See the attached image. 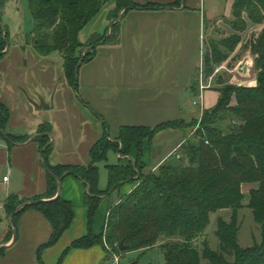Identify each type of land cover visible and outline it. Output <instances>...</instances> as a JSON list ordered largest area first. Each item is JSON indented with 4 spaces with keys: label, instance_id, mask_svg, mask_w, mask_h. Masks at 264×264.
Returning <instances> with one entry per match:
<instances>
[{
    "label": "trees",
    "instance_id": "16d2710c",
    "mask_svg": "<svg viewBox=\"0 0 264 264\" xmlns=\"http://www.w3.org/2000/svg\"><path fill=\"white\" fill-rule=\"evenodd\" d=\"M25 1L33 19V30L30 36L24 38V44L42 58L57 52L62 61L63 79L76 92L81 65L93 59L99 44L109 42V38L96 33L84 43L79 40L80 32L105 5L114 6L108 14V20L112 21L118 18L120 12L171 8L179 0L169 7L149 0L143 4L135 0ZM4 4L5 0H0V18ZM244 16L255 24L264 22V0H233L230 19L226 21L232 36L215 43H204L201 71L205 80L213 75L217 65L228 58L220 47L231 52L240 43V35L247 28ZM117 26L118 22L111 25L115 33ZM7 46L8 33L0 23V58L7 53ZM83 46H86V59L78 63V50ZM248 47L254 55L255 85H231L218 75L215 106L208 112L204 110L199 120L180 121L189 128L197 121L199 125L190 139L183 141L157 169V173L143 172V145L163 129L179 130L176 121L154 128L120 127L114 141H108L103 134L90 146L88 164L83 166L50 165L48 157L52 150L47 143L51 125L42 123L37 127L32 141L38 145L42 165L47 172L45 197H9L4 211L7 218L12 216L13 231L19 215L28 209L37 211L49 223V239L37 249L39 264H42V251L55 245L73 220L71 203L56 197L57 179L67 176L79 179L86 189L87 234L74 240L63 251L57 264H61L64 256L72 250L99 247L105 255L104 259L110 260L109 253H145L156 244H159L164 264H202V261L207 264H264V29L258 36L250 38ZM8 120L9 111L0 103V131L4 132ZM220 124L226 133L217 127ZM6 137L9 144L24 143L20 136L6 134ZM133 149L136 156L131 160ZM109 151L118 156V161L115 165L105 166L108 186L106 191H99L97 165L107 161ZM246 184H257V188L248 193L246 208L259 225L261 239L250 247H242L238 242L240 226L237 213L245 199L241 185ZM128 185L131 187L118 195L115 204H107L102 230L95 235L93 221L102 201L100 196L119 193L122 187ZM27 202L34 204L23 207L15 214L18 207ZM223 210L230 211V217L228 221L221 216L216 219L214 235L217 245L212 250L205 230L210 215ZM12 233L10 228L8 238ZM120 243L124 246L123 250L119 249Z\"/></svg>",
    "mask_w": 264,
    "mask_h": 264
},
{
    "label": "crops",
    "instance_id": "0c3cea01",
    "mask_svg": "<svg viewBox=\"0 0 264 264\" xmlns=\"http://www.w3.org/2000/svg\"><path fill=\"white\" fill-rule=\"evenodd\" d=\"M145 1L135 0L138 4ZM149 1L165 7L176 2ZM232 3L233 0H179L171 8L120 12L114 22L107 16L112 7L106 13L109 24L103 33L111 41L99 44L93 59L81 65L78 72V87L81 85L83 93L78 92L84 98L79 96L81 106L91 113L100 129L94 139L103 133L116 137L119 128L124 126L154 128L176 120L188 123L196 119L200 112L192 111L191 105H196L195 98L214 91L210 87L217 74L215 71L206 79L207 83L203 81L202 49L208 41L206 36L214 23L230 17ZM116 22L115 33L111 25ZM12 65L9 58H0V103L9 111L5 133L28 134L31 138L35 134L27 129L33 124L32 117L41 112L45 116L52 115L57 110L65 113L66 106L60 99L56 101V86L46 88V80L34 73L30 76L17 71ZM248 84L252 86L253 82ZM49 124L53 149L48 162L54 166L56 155L73 151L62 149L54 122ZM39 125L36 124L34 131ZM110 129L113 136H109ZM183 134L178 129H163L144 143L142 162L147 173L155 172L178 149L185 141ZM159 141L163 143L160 146ZM135 156L133 149L130 158ZM84 164H88V158ZM46 185L47 172L37 143L27 140L22 144H9L0 137V264H39L37 249L49 239V223L37 211L25 210L16 220L14 236L8 238L9 218L4 204L9 197H45ZM85 194L86 189L79 179L67 176L61 180L59 196L71 203L73 220L59 241L42 251V264H57L63 251L87 234ZM105 215L106 209L103 224ZM100 232L93 230L95 235ZM104 257L99 247L72 250L61 264H104Z\"/></svg>",
    "mask_w": 264,
    "mask_h": 264
},
{
    "label": "rangeland",
    "instance_id": "374dc122",
    "mask_svg": "<svg viewBox=\"0 0 264 264\" xmlns=\"http://www.w3.org/2000/svg\"><path fill=\"white\" fill-rule=\"evenodd\" d=\"M112 7H114L113 4L105 5L102 8L100 14L80 32L79 40L81 43H84L85 40L94 33H97L100 36L103 35L109 24V22L106 20V13ZM228 19H230V17L221 19L213 24V27L209 29V32L206 36V39L209 42L215 43L218 40L232 36V31L226 23ZM244 19L247 23V28L245 32L240 35V43L231 52H228L227 50L220 47V50L226 53L228 58L214 68V73L216 71L217 74L213 78L212 85L210 87V89L214 91L206 92L204 95L202 94L200 101L198 98H195L193 102H195L196 105H191L192 111L194 110L197 113L200 112L196 120H199L204 112L210 111L209 109L213 108L216 104L218 95L216 94L217 92H215V90L218 87L216 83L218 75L221 76L223 81L231 85H241L246 87L247 85H250L248 83L252 82V86L255 85L256 72L254 69V55L251 53L248 44L250 38L253 35L258 36L262 32L264 29V22L261 24H255L248 20L246 16H244ZM114 21H116V19L112 20L111 22ZM0 23L5 27L8 33L9 48L4 56L9 58V60L13 63V67L18 68L17 71H22V73L28 74L30 76H32L34 73L35 75H38V77L40 76L43 81L46 80V88H50L52 84L56 86L58 93L56 96V101L58 102L60 99V103L66 106L65 113H63V111L60 112L57 110L52 115L45 116L43 112H41L39 116L37 115L34 118L32 117L31 121H33V124L28 127L27 131H30V133L36 135V131H34L36 124L47 122L52 124V122H54L56 126L57 138L63 147L62 149L73 151V153L69 154L62 153L56 155V165H86L84 163L88 158V150L91 141L94 140L93 142H95L97 140L94 138L97 136V134H100V132H98L100 129L91 113L84 110L81 106L82 104L80 103L79 99L81 97L79 92L83 93L81 85L78 87L79 92L78 90L75 92L66 84L62 76V61L60 55L57 52H52L47 57L41 58L34 53L29 45L24 44V38L26 36H30L33 30V19L28 4L25 0H5ZM214 29H216V31ZM253 29L256 31L254 32ZM204 48L205 47L203 46L202 58L205 53ZM86 53V46H83L78 50V63L81 60L86 59ZM243 74H246V76L243 77ZM203 81L207 83L204 78ZM193 83L196 85V81ZM81 98L84 99L83 97ZM82 101L84 104L88 103L87 101ZM200 103L204 106V110L206 111L201 110L202 106ZM176 123L180 126L179 130L184 133V140L190 139L193 130L199 125L198 121L197 124L192 128L187 127V124H182L180 120H176ZM217 127L226 133L222 124L217 125ZM4 132H6L5 129ZM103 134L100 135L99 138L102 137ZM113 135V130L110 129L109 136ZM17 136L22 137L24 142L30 139V135L28 134ZM104 137L106 138L105 134ZM115 138L116 137H107L106 139L108 141H114ZM161 144L163 143L159 141L158 146ZM47 145H51L50 140L48 141ZM52 149L53 148L51 147V150ZM130 159L134 160L132 158ZM117 161L118 157L116 154L112 151H109L107 153V161L97 165V188L99 191H106L108 186V174L105 166L115 165ZM143 172L147 173L144 167ZM153 173H157V170ZM131 186L128 185L122 187L119 190V193L113 192L107 194L106 196H100L102 201L93 221L94 231H101V227L103 225L102 215L103 211L107 207L106 205L115 204L118 201V195L124 193L123 191H126ZM246 188L249 189L248 192ZM256 188L257 184L241 185V191L245 199L242 203V209H240L237 213V223L240 226L238 242L242 247H250L254 243H259L261 241L259 225L253 221L250 211L246 208L248 193ZM218 216H221L225 221H228L230 217V211L223 210L218 214H211L209 217V224L206 227L205 234L209 247L212 250H215L217 245L214 232L216 229V219ZM158 245L159 244H156L152 249L145 253L143 251H137L125 253L124 255H116V257L119 259L118 264H164V259L160 253ZM109 255L111 256V253H109ZM111 258L110 260L104 259L103 263L113 264ZM202 264H207V262L202 261Z\"/></svg>",
    "mask_w": 264,
    "mask_h": 264
},
{
    "label": "water",
    "instance_id": "95a60500",
    "mask_svg": "<svg viewBox=\"0 0 264 264\" xmlns=\"http://www.w3.org/2000/svg\"><path fill=\"white\" fill-rule=\"evenodd\" d=\"M4 38H5V34H4ZM7 49H8V46H7ZM6 49V50H7ZM244 76H246L244 74ZM33 139V137H31L28 141H31ZM40 160L42 162V159H41V155H40ZM60 183H61V180L60 179H57V193H56V197L59 196V192H60ZM31 204H34V202H27V203H24L23 205H21L20 207H18V209L16 210L15 214H17L23 207H26V206H29ZM11 218L12 216L9 218V227L12 229V235L14 236V231H13V228H12V225H11ZM119 249L120 250H123L124 249V246L122 243H120L119 245Z\"/></svg>",
    "mask_w": 264,
    "mask_h": 264
},
{
    "label": "built area",
    "instance_id": "2783aa9c",
    "mask_svg": "<svg viewBox=\"0 0 264 264\" xmlns=\"http://www.w3.org/2000/svg\"><path fill=\"white\" fill-rule=\"evenodd\" d=\"M199 100H201V96H199ZM200 105H201V103H200ZM3 181L6 182L7 178H4ZM111 256H112V258H111L112 263L113 264H118L119 259L116 257V255L115 254H111Z\"/></svg>",
    "mask_w": 264,
    "mask_h": 264
},
{
    "label": "flooded vegetation",
    "instance_id": "af4514ba",
    "mask_svg": "<svg viewBox=\"0 0 264 264\" xmlns=\"http://www.w3.org/2000/svg\"><path fill=\"white\" fill-rule=\"evenodd\" d=\"M0 137H3L5 140H7L6 133L3 131H0Z\"/></svg>",
    "mask_w": 264,
    "mask_h": 264
}]
</instances>
